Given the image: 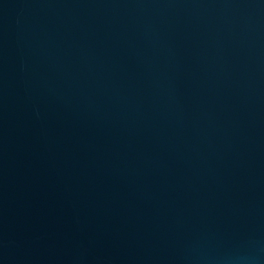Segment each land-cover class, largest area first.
Returning <instances> with one entry per match:
<instances>
[{
    "label": "water",
    "instance_id": "95a60500",
    "mask_svg": "<svg viewBox=\"0 0 264 264\" xmlns=\"http://www.w3.org/2000/svg\"><path fill=\"white\" fill-rule=\"evenodd\" d=\"M0 264H264V0H0Z\"/></svg>",
    "mask_w": 264,
    "mask_h": 264
}]
</instances>
